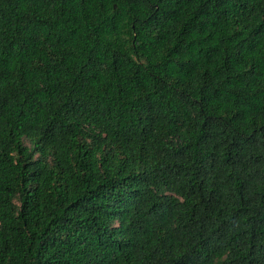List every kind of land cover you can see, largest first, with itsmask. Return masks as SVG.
Here are the masks:
<instances>
[{
	"label": "trees",
	"instance_id": "trees-1",
	"mask_svg": "<svg viewBox=\"0 0 264 264\" xmlns=\"http://www.w3.org/2000/svg\"><path fill=\"white\" fill-rule=\"evenodd\" d=\"M0 264H264V0H0Z\"/></svg>",
	"mask_w": 264,
	"mask_h": 264
}]
</instances>
